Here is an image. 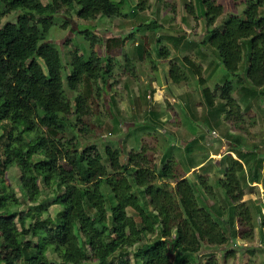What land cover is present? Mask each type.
<instances>
[{"label": "trees", "instance_id": "1", "mask_svg": "<svg viewBox=\"0 0 264 264\" xmlns=\"http://www.w3.org/2000/svg\"><path fill=\"white\" fill-rule=\"evenodd\" d=\"M137 2V10H148L150 0ZM245 2L244 16L230 15L215 27L225 6L218 0H202L201 17L208 30L202 43H189L202 54L211 49L221 68L237 81L226 76L212 90L201 66L188 56L183 67L172 63L167 76L174 84L187 81V65L203 87L206 107L211 113L227 109L226 119L233 115L241 119L242 106L233 95L236 89L244 98L264 97V0ZM121 4L115 0H47L46 4L43 0H0V264H57L47 253L63 264H133L132 259L134 264H218L214 254H207L204 262L200 259L204 246L253 239L251 212L242 202L241 187L249 153L237 155L235 149L230 150L218 161L225 167L224 178L217 182L225 208L217 207V202L208 208L199 206L197 189H203V201L215 200L209 178H178L168 155L157 170L145 146L137 154L129 153L123 162V145L106 144L101 153L96 145L81 148L75 137L64 138L66 119L74 113L77 122L83 123L92 101L101 98L109 86L114 64L110 54L102 56L98 50L106 42L87 30L90 53L79 54L75 49L69 53L70 72L64 81L62 55L48 41L49 33L58 15L68 16L76 9L83 20L115 19L124 15ZM13 12H19L16 21L3 23ZM156 28V23L142 27ZM134 31L108 40L106 47L110 52L122 50L134 39ZM244 54L247 67L240 72ZM162 55L168 56L169 50L163 48ZM69 94L74 95L73 101ZM218 100L223 104L217 105ZM250 103L245 102L246 112L251 110ZM148 115H153L152 110ZM148 120L135 124L136 128L156 129ZM204 136L195 134V140L185 146L191 165L195 143ZM250 154L257 157L256 152ZM257 159L251 174L258 184L264 162ZM13 167L20 171L19 192L28 203L39 201L41 185L56 188L51 205L61 210L54 218L49 216L48 203L28 212L17 210L21 200L5 180ZM167 181L176 183L175 187ZM34 211L39 215L36 222L31 221Z\"/></svg>", "mask_w": 264, "mask_h": 264}, {"label": "rangeland", "instance_id": "2", "mask_svg": "<svg viewBox=\"0 0 264 264\" xmlns=\"http://www.w3.org/2000/svg\"><path fill=\"white\" fill-rule=\"evenodd\" d=\"M115 1H122L124 15L121 17L83 20L77 16L76 9H73L68 16L58 15L55 26L49 33L48 41L59 49L62 55L64 81L70 72L69 53L74 49L79 54L90 53L91 41L87 39V30L106 42L101 44L98 50L102 56L110 54L114 64L109 86L104 88L101 98L92 101L90 114L84 118L83 123L77 122L74 113L66 119L67 132L64 138L69 140L75 137L81 148L96 145L101 153H104L106 144L123 145L124 151L121 155L123 162L127 160L129 153L137 154L145 146L157 170L161 168L162 158L168 155L167 161H174L175 174L178 178L195 180L200 175L209 178V183L216 193L215 200L203 201V189L200 187L197 189L199 206L208 208L215 202L217 207L225 208L221 189L217 185L218 180L224 178L225 167L223 168L218 161L231 154L230 150L235 149L237 155L239 152L249 153L244 164L245 170L241 174V187L245 194L242 202L251 212L253 239L236 238L225 246H204L200 259L204 262L207 254H214L218 264H264V169L260 173L258 184L253 183L251 174L257 158L264 162V97L257 94L253 98L243 99L241 90L236 89L234 98L243 105L241 119L234 115L226 119L227 109L211 113L206 107L202 97L203 87L186 64L184 69L188 76L187 81L174 84L167 80L171 64L177 63L183 67V59L188 56L201 66L206 85L212 90L224 83L226 76L237 81L221 68L218 56H214L211 49L202 46V49L206 50L202 54L199 53L200 49L197 46L189 45L190 42L202 43L208 30L205 18L201 17L202 0H150L149 8L144 12L136 9L137 0ZM218 1L225 6V11L215 21V27L222 26L230 15L244 16L247 8L245 0ZM43 3L46 4L47 0H43ZM188 5L193 6L191 11L186 7ZM18 14L19 12H13L3 19V23L15 22ZM65 22H69L68 27H64ZM151 23L158 24V28L142 29L144 25ZM133 31L134 39L122 50L114 49L110 52L109 47H106L108 40L123 38ZM163 48L169 50L168 56H161ZM245 55L240 72L247 67ZM69 96L73 101L74 95ZM242 99L244 102H251L250 111H245L246 105ZM221 104L223 102L218 100L217 105ZM151 110L153 115L149 116ZM252 114L255 117H252ZM147 120L156 129L136 128L135 124ZM76 124V127H70ZM195 134L205 136L195 143L191 165L186 160L185 146L195 140ZM254 152L257 153V157L255 158V155L250 157V153ZM234 155L233 153V159ZM201 163H204L201 165H205L204 168L200 169V166L190 170L191 166H198ZM19 177L20 171L17 167L9 169L5 174L7 184L18 193L21 200L17 210L28 212L29 208L48 203L51 206L48 208L49 216L54 218L61 210L58 205H51L57 194L56 188L45 189L41 185L42 196L39 201L28 203L19 192ZM167 182L172 189L176 185L172 181ZM159 183L160 181L156 182ZM129 213L132 215L133 211L129 209ZM38 219L39 215L34 211L31 221L36 222ZM130 252L132 258L135 250ZM47 255L51 261L63 264L51 253ZM195 257L191 258L192 263L196 260ZM132 262L134 264L133 259Z\"/></svg>", "mask_w": 264, "mask_h": 264}, {"label": "crops", "instance_id": "3", "mask_svg": "<svg viewBox=\"0 0 264 264\" xmlns=\"http://www.w3.org/2000/svg\"><path fill=\"white\" fill-rule=\"evenodd\" d=\"M244 94H245V93H244ZM244 97H245V95H244ZM244 97H243V99H244ZM249 97L253 98L252 96H249ZM247 98H248V96H247ZM244 103H245V102H244ZM240 105H241V104H240ZM241 106H243V105H241ZM251 116H252V117H255L254 114H252ZM232 155H233V153H232ZM234 157H235V159H237V157H236L235 155H234Z\"/></svg>", "mask_w": 264, "mask_h": 264}]
</instances>
